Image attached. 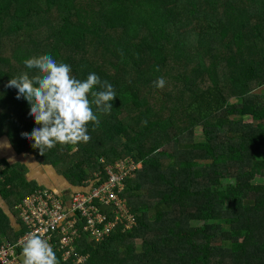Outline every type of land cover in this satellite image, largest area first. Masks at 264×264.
Returning a JSON list of instances; mask_svg holds the SVG:
<instances>
[{
  "label": "trees",
  "instance_id": "obj_1",
  "mask_svg": "<svg viewBox=\"0 0 264 264\" xmlns=\"http://www.w3.org/2000/svg\"><path fill=\"white\" fill-rule=\"evenodd\" d=\"M44 54L77 79L96 73L117 97L98 126L88 123L89 142L41 154L21 136L39 125L6 84L36 74L23 61ZM262 86L264 0H0V138L73 189L104 181L119 161L142 167L119 196L133 227L99 241L81 232L70 259L54 251L59 264H264ZM26 172L0 160V198L13 217L40 189ZM16 227L0 210V239L15 242Z\"/></svg>",
  "mask_w": 264,
  "mask_h": 264
},
{
  "label": "clouds",
  "instance_id": "obj_2",
  "mask_svg": "<svg viewBox=\"0 0 264 264\" xmlns=\"http://www.w3.org/2000/svg\"><path fill=\"white\" fill-rule=\"evenodd\" d=\"M23 63L36 74L30 76L24 72L14 76L6 87L16 89V98H23L28 103V115L39 127H34L30 133H21V136L32 141V147L39 149L41 154L57 144L89 142L88 123L98 126V113L112 111L111 101L117 97L113 85L107 80L102 81L94 72L86 79H77L71 74L70 65L57 62L49 54L25 59ZM153 84L162 89L165 80L158 77ZM14 218L18 227L17 215ZM20 257L21 264H59L52 245L37 231L22 238Z\"/></svg>",
  "mask_w": 264,
  "mask_h": 264
},
{
  "label": "built area",
  "instance_id": "obj_3",
  "mask_svg": "<svg viewBox=\"0 0 264 264\" xmlns=\"http://www.w3.org/2000/svg\"><path fill=\"white\" fill-rule=\"evenodd\" d=\"M139 167L131 160L119 161L105 167L104 181L100 175L95 176L83 190L58 194L38 189L25 196L14 208L23 233L13 243H0V264H21L22 238L33 231L42 233L53 250L67 261L75 255L74 244L81 232L99 241L123 222L125 229H131L135 221L119 196L124 180L132 178ZM108 216L112 217L110 221H107ZM81 260L77 256L75 262Z\"/></svg>",
  "mask_w": 264,
  "mask_h": 264
},
{
  "label": "crops",
  "instance_id": "obj_4",
  "mask_svg": "<svg viewBox=\"0 0 264 264\" xmlns=\"http://www.w3.org/2000/svg\"><path fill=\"white\" fill-rule=\"evenodd\" d=\"M0 142H3L2 143L3 148L9 150V152L12 153L11 156H8L7 154L4 157H0V160H4L9 166L14 165V164L23 166L27 171L24 176L27 182H34L39 188L52 190L59 194L62 192L66 193V192H73V191L81 190L80 188L73 189V187L70 186L62 177L57 176L51 168L38 165L37 162L34 161V158L29 157V156H24V155L16 156L13 153L12 148L10 147L5 137H1ZM1 203L2 202L0 200V204ZM0 210H2L3 213L7 217H8V214H10L6 204L4 203L0 205ZM9 224L10 226L15 227L14 223L11 222L10 218H9ZM2 240L3 239L1 238L0 241Z\"/></svg>",
  "mask_w": 264,
  "mask_h": 264
},
{
  "label": "rangeland",
  "instance_id": "obj_5",
  "mask_svg": "<svg viewBox=\"0 0 264 264\" xmlns=\"http://www.w3.org/2000/svg\"><path fill=\"white\" fill-rule=\"evenodd\" d=\"M167 90V87L165 86L164 88H162L160 91L161 92H165ZM255 94H257V95H263L264 96V86H262L260 89H258V90H256L255 91ZM242 120L245 122V123H251V122H253L252 121V119L250 118V117H248V116H244L243 118H242ZM251 124H254V123H251ZM199 130L196 128V129H194L193 130V137H194V139L196 138V139H199ZM3 142H0V157H4L5 155H7L8 154V156H11L12 155V153L11 152H9V150H7V149H5V148H3L2 147V144ZM181 153H183V151H179V153L178 154H181ZM17 156V155H16ZM8 158V157H7ZM18 160V159H17ZM141 169V165H140V167L138 168V170H140ZM132 176V178H135V176H136V173H134V175H131ZM224 182V181H223ZM226 183H231V181H228V180H226ZM0 200H1V198H0ZM1 204L0 205H2L4 202L1 200ZM5 204V203H4ZM8 217L10 218V220H11V222L12 223H14V225H15V227H16V219L15 218H13V216L11 215V214H8ZM193 227H197V226H199L200 225V223H198V222H192V224H191ZM135 245H136V248L139 250L140 249V240H135Z\"/></svg>",
  "mask_w": 264,
  "mask_h": 264
},
{
  "label": "water",
  "instance_id": "obj_6",
  "mask_svg": "<svg viewBox=\"0 0 264 264\" xmlns=\"http://www.w3.org/2000/svg\"><path fill=\"white\" fill-rule=\"evenodd\" d=\"M101 210H102V211H104V210H105V208H102ZM21 260H22V257H20V261H21Z\"/></svg>",
  "mask_w": 264,
  "mask_h": 264
}]
</instances>
